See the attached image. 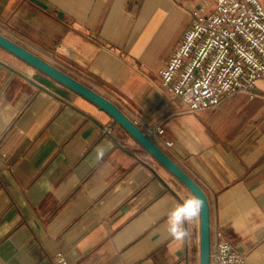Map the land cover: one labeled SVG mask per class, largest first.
Returning a JSON list of instances; mask_svg holds the SVG:
<instances>
[{"label":"crops","instance_id":"1","mask_svg":"<svg viewBox=\"0 0 264 264\" xmlns=\"http://www.w3.org/2000/svg\"><path fill=\"white\" fill-rule=\"evenodd\" d=\"M205 0H0V32L96 89L204 189L211 238L264 264V82L185 111L160 71ZM166 140L173 141L167 145ZM200 264V204L105 110L0 46V264Z\"/></svg>","mask_w":264,"mask_h":264},{"label":"built area","instance_id":"2","mask_svg":"<svg viewBox=\"0 0 264 264\" xmlns=\"http://www.w3.org/2000/svg\"><path fill=\"white\" fill-rule=\"evenodd\" d=\"M160 74L185 111L215 108L237 92L255 95L264 82V0H205L191 11V22ZM143 130L152 139L166 132L162 123ZM56 262L71 264L62 253ZM211 264H246V257L217 231Z\"/></svg>","mask_w":264,"mask_h":264},{"label":"water","instance_id":"3","mask_svg":"<svg viewBox=\"0 0 264 264\" xmlns=\"http://www.w3.org/2000/svg\"><path fill=\"white\" fill-rule=\"evenodd\" d=\"M0 46L27 61L105 110L120 123L146 150L191 189L200 204V264H211V225L209 198L201 185L185 171L141 126L129 117L115 102L88 86L30 49L0 32Z\"/></svg>","mask_w":264,"mask_h":264},{"label":"rangeland","instance_id":"4","mask_svg":"<svg viewBox=\"0 0 264 264\" xmlns=\"http://www.w3.org/2000/svg\"><path fill=\"white\" fill-rule=\"evenodd\" d=\"M260 83H262V82H260Z\"/></svg>","mask_w":264,"mask_h":264}]
</instances>
